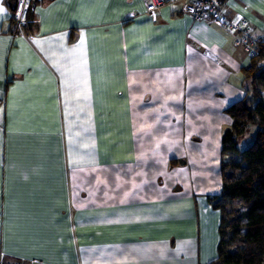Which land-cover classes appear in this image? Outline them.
I'll return each mask as SVG.
<instances>
[{
	"label": "crops",
	"instance_id": "obj_1",
	"mask_svg": "<svg viewBox=\"0 0 264 264\" xmlns=\"http://www.w3.org/2000/svg\"><path fill=\"white\" fill-rule=\"evenodd\" d=\"M30 3L15 32L0 0V264L214 261L242 34L178 5ZM222 13L264 42V0Z\"/></svg>",
	"mask_w": 264,
	"mask_h": 264
},
{
	"label": "trees",
	"instance_id": "obj_2",
	"mask_svg": "<svg viewBox=\"0 0 264 264\" xmlns=\"http://www.w3.org/2000/svg\"><path fill=\"white\" fill-rule=\"evenodd\" d=\"M30 2L21 25L16 21L18 0H9L15 32L22 27L30 31ZM256 51L244 70L250 90L226 109L232 123L221 137L222 188L208 198L220 213L217 258L209 264H262L264 260V42L256 43Z\"/></svg>",
	"mask_w": 264,
	"mask_h": 264
},
{
	"label": "built area",
	"instance_id": "obj_3",
	"mask_svg": "<svg viewBox=\"0 0 264 264\" xmlns=\"http://www.w3.org/2000/svg\"><path fill=\"white\" fill-rule=\"evenodd\" d=\"M229 0H143L145 13L153 16L154 13L164 6L178 5L180 12L189 15L195 21L209 20L217 26L233 32H240L242 38L239 43L243 49L251 56L256 55V43L251 39L248 23L244 20L240 22L230 21L222 13V5ZM29 0H21L16 11L17 24H23L26 20Z\"/></svg>",
	"mask_w": 264,
	"mask_h": 264
},
{
	"label": "rangeland",
	"instance_id": "obj_4",
	"mask_svg": "<svg viewBox=\"0 0 264 264\" xmlns=\"http://www.w3.org/2000/svg\"><path fill=\"white\" fill-rule=\"evenodd\" d=\"M252 129L254 130V128H252ZM247 136H248V135H247ZM246 138H248V137H246ZM262 264H264V260H263Z\"/></svg>",
	"mask_w": 264,
	"mask_h": 264
},
{
	"label": "snow or ice",
	"instance_id": "obj_5",
	"mask_svg": "<svg viewBox=\"0 0 264 264\" xmlns=\"http://www.w3.org/2000/svg\"><path fill=\"white\" fill-rule=\"evenodd\" d=\"M3 11V9H0V12H2Z\"/></svg>",
	"mask_w": 264,
	"mask_h": 264
}]
</instances>
